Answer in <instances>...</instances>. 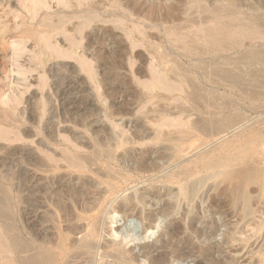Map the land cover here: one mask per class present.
<instances>
[{"label":"rangeland","instance_id":"374dc122","mask_svg":"<svg viewBox=\"0 0 264 264\" xmlns=\"http://www.w3.org/2000/svg\"><path fill=\"white\" fill-rule=\"evenodd\" d=\"M21 1L23 6L19 7L15 6L14 0H0V200L10 199L13 225L19 223L17 165L20 164V154L34 151L43 156L46 154L39 158L40 161L44 159L45 164L50 161V165L56 166L58 162L57 165L63 166L59 165L61 169L54 173L40 174L38 177L43 185L52 179L79 182L82 178L92 186H87L86 192L90 193L88 200L96 209L86 217L98 224L99 245L102 247L98 264H122L104 255L115 247L136 257L131 264H264V191L261 188L264 175L258 171L263 160L258 153L264 138V88L261 90L263 86L259 84L261 88L250 86L257 92L254 97L239 88L229 87L230 83L212 71L222 66L244 74L249 80L248 70L262 66L264 38L242 41L243 45L227 49L223 55L214 52L208 56L203 51V43H193L194 37H191L208 20L200 7L217 9L216 14L227 6H234L242 13H256L261 18L260 29L264 31V0H126L132 12L134 9L133 17L124 15L122 10L110 14L112 9L108 5L112 0H107L104 2V8L108 6L106 13L102 12L105 20L102 13V17L98 14L103 23L96 21L87 28L85 40L80 38L83 40L79 41L77 55L71 53L72 48L67 44V37L71 35L67 34L71 33L74 23H58L59 17L75 11L70 3L66 5L67 10L61 1L38 0L43 9L39 10L38 16L27 9L29 2L26 5L25 0ZM73 1L79 6L80 1ZM57 2L61 7H57ZM87 3L81 0L80 5L84 7ZM7 7L15 9L13 18H10L11 11ZM253 8L258 11L254 12ZM19 14L25 19L16 18V21L15 16L19 17ZM50 15L55 20H48ZM32 16H38L35 22H32L36 19ZM204 18L207 19L205 22ZM110 19L121 20L114 23ZM10 20L16 21V27ZM55 22L63 26L55 32L56 35L53 32ZM40 26L47 29L43 31ZM171 28H177L176 33L180 36H189L187 39L191 45L193 43L195 53H184L181 46L175 44ZM250 48L258 50V64L253 65L243 57L238 59ZM96 50L102 57H97ZM223 57L226 58L223 60ZM224 61L225 66L222 65ZM154 70L160 72L159 76L167 73L163 77L173 82L174 90L151 87ZM195 87L201 90L202 98L194 102L190 95ZM210 99L216 100L212 103L215 107L212 105L213 110L210 109L216 117H225L229 112L227 116L237 114L240 118L228 125L222 134L212 137L195 131L188 137L177 135L176 128L177 132L187 130L193 123V116L194 121L203 117L200 112L210 106L207 102ZM184 107L185 111L182 110ZM160 111L164 115L162 119L158 115ZM159 121L165 125L160 126ZM183 125L188 126L184 128ZM161 127L170 133H164ZM157 128L165 134L161 142L153 141L159 132ZM143 132L148 136L146 142L138 138L144 135ZM100 138L109 141L107 144L115 157L114 165L125 179L108 184L102 165H93L94 173L88 172L82 177L66 169L63 152L87 154L95 149ZM228 155L234 159L232 164L237 171L234 177L228 179V174H232L230 167H204L206 163L218 162ZM141 156L145 166L154 165L155 169L138 170ZM243 160L249 161L246 167L250 169L238 165ZM186 167L193 169L192 175H183ZM200 179L204 180V185L194 194L193 187ZM39 200H46L43 193H40ZM62 223L59 225L65 228L81 225ZM129 223H138L140 229L128 237L124 231Z\"/></svg>","mask_w":264,"mask_h":264},{"label":"bare ground","instance_id":"6f19581e","mask_svg":"<svg viewBox=\"0 0 264 264\" xmlns=\"http://www.w3.org/2000/svg\"><path fill=\"white\" fill-rule=\"evenodd\" d=\"M58 1H61V5L66 7L67 10L69 8V7L66 6L68 3H70V6L72 5L71 7L75 8V11H73V12H68L67 11L68 14L67 15L65 14L66 16H63V17H59L60 15L57 16L60 19L59 22H58L60 24H65V25L67 24L68 25V23H70V22H71V24L74 23L71 33L67 34V36L71 34L70 36L67 37L68 38V43L67 44H69L70 45L69 47L72 48V50H70V51H72L71 53L74 54V55H77V49H80L79 45L81 44V42H79V41H82L83 39L85 40L84 37L87 36L86 34H84V32H87V28L88 27L89 28L92 27L93 26L92 24H94L96 21H100V22L102 21V19H103V18H101L102 15H103L102 12H105V8H107L109 6L110 9H112V13H110L112 15H114L118 11L120 12V10L124 11V12H122L124 15L128 14V15H130L132 17L134 15V13H133L134 9H133V12H132V8L131 9L129 8L130 3H129V1H126V0H116V1L112 0L111 5H108L107 7L105 6V8H104V2L107 1V0H86V2H88V3H87V5L85 4L84 7L80 5L81 0H76V1H80V3L78 2L79 6H76L77 4H75L74 3L75 1H73V0H72L73 2L71 0H58ZM14 2L16 3L15 6L22 5V1L21 0H14ZM26 2L30 3V4L27 3L28 4V7L26 6L27 9H29V11H31L32 14L35 13V15L39 16L40 15L39 14V10L42 8V7H40L41 5H39V4H42V3L41 2L38 3V0L37 1L36 0H29V1L25 0L24 3L26 4ZM124 2H126V3H124ZM57 4H58V2H57ZM61 5L58 4L57 7L58 6L61 7ZM43 7H44V5H43ZM46 7H47V5H46ZM7 8L10 9L9 7H7ZM110 9H109V11H110ZM200 9H201V12H202L203 15L204 14H206L207 16H211L212 15L213 17L211 18V17H207L206 16V18L208 20L206 18H204V20H203L204 22L207 20L206 21V25L204 24L205 26L199 28L198 31H196V30L194 31L193 30L197 34L194 35L192 33V35H194V36H191V37L192 38L194 37L192 39V40H194L193 43H195V42L203 43L204 49L203 48L202 49H203L204 52H206L208 54V56L210 54L214 53V52L215 53L221 52V54H222V52H225L227 49L230 50V48H233V47L235 48V47L239 46L240 44L243 45L244 42L242 43V41H248L249 42V40H250L252 42V41H255V40L256 41L260 40V38H261V40H263V38H264V31H262L260 29L261 18L256 13H252V14L242 13V12L238 11L237 10L238 8H236L234 6H227V7H225V9L222 12H218V11H220V10H218L217 14L215 13L217 9L216 10L215 9L211 10L208 7H200ZM14 10L15 9H13V8L10 9V11H11L10 18L12 16H14V15H12L14 13ZM41 10L43 11V9H41ZM106 11H107V9H106ZM253 11L257 12L258 9L257 8H253ZM46 13H47V11H46ZM100 13H102V15ZM98 14H100L101 17L98 16ZM136 14L137 13H135V15ZM116 15H118V14H116ZM21 16L22 15H20L19 17L15 16V19L17 18L19 20L20 18H22ZM38 16H36V17H38ZM103 17H104L103 20H105V16L104 15H103ZM111 17H113V16H111ZM120 17L123 18L122 15ZM6 18H8V17L6 16ZM50 18H52V16L48 17V20ZM115 18H117V16ZM17 19H16V21H17ZM44 19H46V18H44ZM52 19H50V20L52 21ZM99 19H101V20H99ZM34 20L36 21L37 18L33 19L32 22H35ZM53 20H55V19H53ZM110 20H112L111 22L115 23V21H120L121 19L120 20L110 19ZM16 21L15 22L11 21V22L14 25V23H16ZM51 21L50 22L48 21L50 23V25H51ZM122 21H124V20H122ZM125 21H127V20H125ZM46 22H47V20H46ZM100 22H98V23H100ZM41 23L43 24V21ZM58 23H56L57 25L53 24L55 26L54 27L55 30L53 31L55 35L59 31V29L61 27H63V26L60 27L58 25ZM101 23H103V21ZM44 25H46V24H44ZM48 25H46V27ZM14 26L16 27V25H14ZM17 26H18V28L20 27L19 25H17ZM129 26H131V25H129ZM133 26H134V24H133ZM43 28H44V26H43ZM45 28H44L43 31H45L47 28H51V27L49 26L46 29ZM127 29H131V28H127ZM51 30H53V29H51ZM48 31L46 33H48ZM170 31H172L173 32L172 34H174L173 36H175V38H174L175 44L177 43L178 45H180L181 49L184 51V53H187V54L191 53L192 54L195 51L194 50L195 47H194L193 43L191 45L190 42L187 39V37H189V36H187V37L180 36V34L176 33V32H178L177 28H173ZM37 32H38V30H37ZM65 32L67 33V31H65ZM33 33H35V32H33ZM61 33L62 32H60V34ZM43 34H45V33H43ZM50 34H51V32H50ZM50 34H49V36L53 37ZM60 34H58V35H60ZM45 36L47 37L48 35H45ZM62 36H63V33H62ZM55 37H57V36H55ZM101 37H102V34H101ZM78 38L79 39L83 38V39L82 40L81 39L78 40ZM41 39H43V38H41ZM41 39H40V41H41ZM64 39L66 40V38H64ZM95 39H97V38H95ZM103 39H105V38H103ZM88 40H86V41H88ZM100 40H101V38H100ZM99 41H98V43L101 42V41L100 42ZM43 42L44 41H42V43ZM103 42L105 43V41H103ZM81 48H83V49H81V51L84 52L85 51L84 47H81ZM178 48H179V46H178ZM196 49H198V48H196ZM250 49L252 51L251 50L247 51V49H246L247 52H243V54H242L243 56L240 54L241 57H239L238 59L243 57L246 60L247 59L250 60L251 63L254 65L257 61H259L258 60V56L260 57V55H259L258 50L255 51V50H253V48H250ZM45 50H47V49H45ZM199 50H201V48ZM44 51L42 52L43 54H44ZM97 51L98 50L95 51L96 55H97V53L99 54V52H97ZM100 51H102V50H100ZM86 52H87V50H86ZM197 52H198V50H197ZM45 53L47 54V52H45ZM200 53H202V52H200ZM64 54L66 56H68V58L70 57V55H67V53H64ZM104 55H105V53H104ZM201 55H203V53ZM205 56H206V54H205ZM97 57H102V56H98L97 55ZM71 58H73L72 55H71ZM225 58L223 57V60ZM48 59H50V58L48 57ZM77 59H79V58H77ZM207 60H210V59H208V57H207ZM212 60L214 61V59H212ZM240 60H242V59H240ZM225 61L222 62V63H224V64H222L224 66H225V63H226ZM257 64H258V62H257ZM261 65H262L261 68L251 67V69L248 70L249 71V76H250L249 80H247L244 77L245 76L244 74H243L244 75L243 76L239 72L236 73L235 71L234 72L229 71L225 67H222V66H219L218 68H214V70H212V71H214L213 74H215V75L218 74V76L220 78H222V80H224L225 82L230 83L229 87L232 86V87H235L236 89L239 88L243 93L249 94V95L252 94L255 97V95L257 93L256 90H251V88H249V87L250 86H252V87L254 86L253 89H255L259 85H261V86H263L261 90H263V88H264V80L261 79V78H264V59L262 60V64ZM167 72H168V70H167ZM241 73H243V71ZM159 74H160V72H159ZM159 74H158V71L154 70V72H153V79H154L153 83L154 84L151 87H154L156 89H157V87H159L160 90H161V88H163L162 90H165V89L167 90L168 89L170 91L171 88H172V90H174L173 87L175 85H172L173 82L172 81L168 82L163 77L164 74H162V76L161 75L159 76ZM166 74L164 76H166ZM246 74H248V73H246ZM171 82H172V84H171ZM261 86H259V87L261 88ZM180 88H181V85H180L179 89ZM260 88H258L257 91ZM176 89H178V88H176ZM175 91H177V90H175ZM200 92H201V90L195 87V89L193 90L192 94L190 95L191 96L190 100H192L194 102H195V100H197V101L199 100L200 101V99L202 98ZM261 92H260V94H261ZM208 95H210V94H208ZM253 96H251V97H253ZM258 96H260V95H257V97ZM13 101H16V100H13ZM214 101H216V100L211 101V99H210V101H207V102H210L209 103L210 106L206 105L208 107L204 108V110L199 109V110H201L200 113H201V115L203 117H198V119L194 121L193 120L194 116H193L192 117L193 123L191 124V126H189V128H187V130L182 129L184 131H178L177 132L178 128H176V130H175V127H174L175 125H174L173 128L176 131V134L177 135L178 134L181 135L180 137H182V135L185 134V136L188 137L189 136L188 134L190 132H192V131L194 132L195 131V132H201L202 134L204 133V135H207V137L208 136L212 137V136L218 135L220 133L222 134V132H224L223 130H225L226 127L229 128L228 125L230 126L235 121L237 122V120L240 118V116H238L237 114L235 116H234V114H233V116L231 114H230V116H227L229 114L228 111H227L228 114L224 113V114H227L225 117L224 116L222 118L216 117V114H213L212 111H211V110H213V109H211V107H212V105H213L212 103ZM68 102H69V100H68ZM15 103H17V102H15ZM20 103L18 101V104H20ZM13 106H16V105L14 104ZM226 106L223 107V108L226 109ZM10 108H12V107H10ZM16 108H18V107H16ZM16 108H15V111H16ZM185 108L186 107L182 108V110L185 109ZM180 109H181V107H180ZM225 109H224V111H225ZM183 111H185V110H183ZM9 113H10V111H9ZM158 115L161 117V119L164 116L161 113V111L159 112ZM160 117H158V119H160ZM17 119H18V117H17ZM163 119H165V117ZM184 119H187V118L185 117ZM188 119L190 120L191 118H188ZM51 121H53V120H51ZM161 121H159L160 122V126L161 125L162 126L165 125V124H161ZM172 121H173V119H172ZM179 121L180 120H178L177 122H179ZM190 122H191V120H190ZM174 123H175V121H174ZM178 126L179 125L177 124V127ZM186 126H188V125H185V127L183 125L184 128H186ZM161 128L163 129V127H161ZM102 129H104V128L102 127ZM157 129H158L157 131L160 130L159 128H157ZM141 131H142V129H141ZM162 131L164 133L166 132V131H164V129ZM162 131L157 132L158 134L155 133L156 134V138L153 139V141L155 140V141H158V142L160 141L161 142V140H163L162 138H164L165 134ZM169 133L166 132V134H169ZM102 134H103V132H102ZM143 134H144V132H143ZM172 135H173V132H172ZM108 136H109V134H108ZM166 137L168 138V136H166ZM138 138L142 142L143 141L146 142L148 140V136L145 135V134L142 137H138ZM183 138H184V136H183ZM105 139L104 138H100L99 141L97 142V144L95 143L96 144L95 149L94 148L91 149L92 151L91 152H87V154H84L85 153L84 151H83L84 153L81 154V153H79L80 151H77V150H76L77 152H75V151L63 152V154H61L62 155V161L64 162L66 169L69 172H71V173H79L80 176L82 177L83 175L87 174L88 172H91V173L93 172L94 173L93 165L94 166L95 165H102L104 167V171H106V178L108 179L107 180L108 184H113L115 181L118 182V179L124 178L125 175L123 173H121V171L119 172L117 167L114 165V162H115L114 153L110 149L111 147L109 146V144H107L108 140H106V142H105L104 141ZM51 140H53V139H51ZM180 140H182V138ZM2 148H4V147L2 146ZM260 148H262V149L259 150L258 154H259L260 159L263 158V160H262V168L260 167L258 171H259V173L264 175V138L260 142ZM75 149H76V147L74 148V150ZM6 152H8V151H6ZM2 153H4V152H2ZM174 153H176V152H174ZM37 154L38 153H35L34 151L33 152L22 151V153L20 154V164L17 165V167H18L17 168V172H18V190L17 191L20 194V197H19V200H18V203H17V204H19L18 205V216H17L18 217L17 219H18L19 223L17 224V226H16V224L13 225V222H14L13 218L14 217L12 218V214H11V212L13 210L11 209L12 211H10V202H9L10 199L9 200H0V264H98L97 257H98V254H99L101 248H102L99 245V235L100 234H99V231H98V224L95 221L93 222L92 221L93 219L91 217H89V218L86 217L87 214H89L90 212H93L96 209V206L91 203V200H88L89 199L88 197L90 196V193L86 192L87 191L86 187L90 186V183L87 182V181H82V178L79 179V182H74V179H71V180L68 179L70 181H66L65 180L66 182H63L62 179H60V180H56V179L53 180L52 179L53 181L50 180L49 184L43 185V183H41V179H39V177H38L40 174L45 175V174H49V173H54L56 170L61 169V167H63V166H61L60 164L57 165L58 162L56 163V166L53 165L52 163H51L52 165H50V161L49 160H48L49 164L47 165V163L45 164L44 162H42L44 159L41 160V161L39 160L40 156H43V154L42 153H41V155H40V153L38 155ZM47 156H48V154H47ZM46 158H48V157H46ZM140 159H141L140 162H138L139 165L137 166L138 170H140V171L142 170V171L147 172V171L155 169L154 165L145 166L146 162L145 163L143 162L144 160H142V156H141ZM52 160H53V158H52ZM59 161H61V160H59ZM233 161H234V159L232 158V156L228 155V156L223 157L222 159H220L218 162H213L212 163L210 161V162L206 163L204 167H206V169H213V168H218V167H225V168H229L230 167L232 169V171L230 173H232V174H228V176H229L228 179H229V178L234 177L236 175V173H237V171H235L236 169H234L235 166L232 164ZM13 162H15V161H13ZM17 162H18V160H17ZM247 162H249V161L243 160L238 165H240L241 167L242 166L245 167V169H250V168L246 167L247 164H248ZM134 167H135V164H134ZM247 171H250V170H247ZM95 172H96V170H95ZM182 173L185 176L192 175L193 169L191 167H186ZM54 176H55V174H54ZM203 185H204V180L203 179L198 180V182L193 187L194 188L193 189L194 190V194H197V192L201 189V187ZM90 187H92V186H90ZM261 188L264 191V179H261ZM40 193H43V196L45 195L46 200H39ZM140 202L142 203V202H144V200H140ZM11 208H13V207H11ZM122 208H126V207H120V209H122ZM74 210H76V211H74ZM73 211L76 214L77 213H79V214L77 216H75L74 215L75 213H73ZM14 215L15 214H13V216ZM62 222H68L70 224L72 222L73 223L77 222V223H81V225L82 224L83 225L81 226L79 224L80 226L77 227V226H75L76 224L74 225L72 223L73 225H69L67 223V225H69V226L65 228V227H61L59 225V223L61 224ZM63 224L64 223H62V225ZM129 224L130 225L127 226V228L124 231V234H126V236H128V237L132 233L137 234V232L140 229V226L138 225V223L137 224L129 223ZM64 225H66V224H64ZM210 234H211V232H210ZM212 234H213V232H212ZM114 246H116V244L113 245V247ZM106 253L104 255L107 258H112V259H115V260H119L122 264H131L136 259V257L132 256L129 251H127L125 249L116 248V247L112 250L111 253H108V252H106Z\"/></svg>","mask_w":264,"mask_h":264}]
</instances>
